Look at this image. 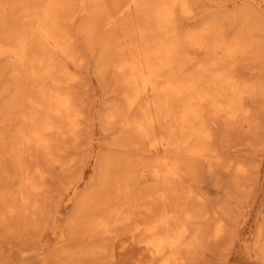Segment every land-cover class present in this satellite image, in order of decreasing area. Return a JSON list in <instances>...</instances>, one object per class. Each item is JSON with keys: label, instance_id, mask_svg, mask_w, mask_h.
Here are the masks:
<instances>
[{"label": "rangeland", "instance_id": "1", "mask_svg": "<svg viewBox=\"0 0 264 264\" xmlns=\"http://www.w3.org/2000/svg\"><path fill=\"white\" fill-rule=\"evenodd\" d=\"M74 1L78 2L79 5L81 1L86 2L87 9L92 10L90 12L91 15H96L97 18L92 19L91 23V20L85 16L83 17L80 12L74 22L69 21L70 17L67 18L69 22L66 21L67 15L70 16L75 13L77 8L79 10V5L75 4ZM74 1L0 0V46L4 45L10 51H17V55L23 54L17 48V41L13 40L19 35L29 38L30 33L35 30L33 26H39L41 19L43 20L40 16L46 6L53 5L56 9L55 11H59L57 12L59 16L56 13L57 17L55 18V21L57 19V23L55 22L57 28L61 27L62 30L65 28L64 30L69 33L70 39L74 41V56L72 58L75 61L72 59L74 62L69 60L68 63L72 72L74 71L73 73L77 74V80L72 88V100L77 104L75 109H78H76L78 127L76 135H67L56 139L52 142V147L49 149L37 148L33 145L30 147L20 145L23 142L22 136L25 137L24 128L26 127V125H22L25 122L20 117L22 112L27 111L28 106H32L31 104L34 103L33 100L28 101L27 98L36 99V95L39 93L38 89L43 92L48 91L50 81L47 78L44 79L41 76H37L42 74L40 70H37L38 66L37 68L35 66L31 67L27 63V67L19 70L16 67V60H14L16 56H12L9 61L0 56L8 64L6 65L4 61H1L2 59L0 60L2 64H0V68L2 67L0 69V132L3 131L0 133V209L7 207L8 202L9 205L12 202L10 206L13 207L21 203L18 201L16 194L19 191V184L22 182L21 178L25 180L24 175L27 177L26 181L30 183H28L29 186L37 187V192L28 190L27 218L14 213L10 215V211H6V214L4 213L9 215L0 224V264H127L131 261L128 256H117L116 260L115 257L111 259L112 240L119 239L117 241L125 242L130 239L133 240L130 241V244H134V241H137L139 237L145 236L142 234V231L145 232V226L152 224L154 218L157 219L158 214L163 211V213L167 211L176 213L173 217L174 220H172L175 222L171 224L175 229L184 226L189 230L190 233L186 235V240H191V248L188 252H185V256L190 262L194 261L196 262L195 264H264V250L259 252L257 250V253L254 252L256 250L255 241L259 235V228L264 222V0H185V2L178 3L174 7L175 13L171 21L168 22L167 27L168 30L171 28L175 30L177 37L184 40L187 47L189 46L188 52H191V55L194 54L192 61L196 59L203 65H207L206 56L215 51V45L228 47L222 59V66L219 65L216 68L217 65H213L216 68V73L218 72L217 74L214 73L216 74L214 82L219 84L221 81L224 83L230 81L231 84L224 92H221L222 90L216 91L214 87H209V85H212L210 83L211 79L205 83L198 82L196 89L201 91L200 94L206 91L208 96H211L204 103V106L212 102V97L217 99L225 98L224 100L227 103L236 88H244L242 103L248 108V119L232 121L221 115L216 116L210 111H203L204 107L201 106V101L196 100L195 120L194 115H192L194 113L187 109L180 111L183 106L182 99L185 93L174 95L173 92L172 94L168 93L170 91H152L150 92V108H152L153 119L150 120L151 123L148 125L147 130L150 137H148L149 139L147 137L144 138L146 142L136 134V130L133 128L132 130L135 133L132 132V134L122 129L118 120V117H122L121 115H123L124 111L127 119L130 116V120H135L137 119L136 117L141 120L142 116L137 112L141 110V103L144 101L143 99L137 101L136 98L132 102L128 101L126 95L128 94L129 86H127L128 88L125 87L128 82L125 80L123 70H116V67L110 64L111 61L113 62L116 59L112 50L115 49L119 40L117 37H112V34L118 32V29L112 28L113 30H111L109 25L104 24L106 20L105 8L102 9L96 0ZM122 1L111 0V3L120 4ZM156 2V0H145V2L144 0H134L130 10L124 13L122 20L125 19L123 20L122 29L125 36L129 38L128 43L132 44L146 38L148 34V31H146L147 27L152 25L151 20H154L152 18L154 10L152 11V9ZM68 4L72 7L70 8ZM61 5L65 7L62 9L64 13L59 9L63 8ZM33 7H35V10L32 9ZM19 9L22 10L20 11ZM24 12H26L25 15H28L27 18H24L27 22L21 18L23 16L26 17ZM22 14L23 16H21ZM31 17H33V20ZM5 19L8 20V25ZM14 19L17 20L15 21ZM12 20L18 24L12 22ZM29 21H35V25ZM13 23L17 26L20 25L22 29L16 27ZM28 30L31 32L29 33ZM24 32L29 34L27 35ZM12 35L15 37L14 39H12ZM133 35L135 37L130 40ZM3 36L5 37L3 38ZM208 37L209 39H207ZM36 43L38 41H27L24 56L30 57L34 52L38 53L39 56L41 55L39 46ZM30 49L32 50L30 51ZM12 58L14 62H10ZM179 58L177 53L174 54L173 65L178 63ZM182 59L186 60L187 56L181 57ZM192 67L194 66L192 65ZM118 72L120 79L116 78L118 76L116 73ZM7 73L11 74L8 75ZM13 73L16 77L13 76ZM122 77L127 83L125 81L122 82ZM15 79L19 81H15ZM9 80L10 83L8 82ZM14 81L17 82V85L19 84V89ZM252 85H257L256 92L250 91V86ZM25 95L28 96L26 97ZM162 95L164 100L161 97ZM196 95H198L197 91ZM23 97L28 101L29 105L26 100L24 101ZM124 97L127 100L123 101ZM9 99L11 100L9 101ZM5 100H8V102H5ZM9 102L14 103L16 106L12 103L13 106L9 105ZM17 105H20L18 111L15 109V107H18ZM135 106L138 110L135 109ZM208 108L210 107L208 106ZM21 109L23 110L21 111ZM118 109L120 110L119 113ZM155 109L156 111H154ZM19 111L21 112L20 114ZM116 112L118 113L117 115ZM109 113H113V116L116 115L115 122L107 120ZM161 113L162 115L165 113L164 119ZM131 114H135V116ZM193 120L196 121V125L200 124L204 131L207 132L205 135H196V142L200 140L206 142L208 147L206 153L209 156L207 160L215 162L213 163L216 164L214 167L213 164L209 167L206 160L191 158L190 153L186 151L187 146L185 145L192 143L186 138L190 136L191 124L188 123ZM181 123H185L182 130H180ZM9 131H11L12 135ZM171 131H173V139H171L172 135H170V139L168 138ZM122 133L127 134L125 136ZM171 140L173 141L171 142ZM139 141L142 144L137 146L136 144ZM10 144L13 145V148ZM147 144L151 146L152 150L149 157H145L148 155L145 153V149L148 147ZM22 147L24 148L22 149ZM163 151L169 158L178 157L179 163L184 168V171L186 170L183 178L179 182L173 183L169 188V193H166L164 197L160 195V191L154 190L155 183L158 180L153 173L151 164L152 158L164 155ZM12 153L15 155L14 157L16 155L19 157V162L23 164L22 167L27 172L23 171L21 165L17 166L18 159L15 158L17 160L14 159L15 162L12 159L13 157H11ZM215 154H218L217 158L210 157ZM104 158L112 160L110 163L115 166L106 172L105 178H102L104 174L101 167L105 164V161L103 163ZM215 159L216 161H214ZM229 160L241 164L245 171L239 175L228 174L223 168L224 164L221 166V163L227 164ZM217 161L221 162L219 167L221 166L222 168H218L219 162ZM219 170H222V172ZM124 174H127L126 176L129 180V182H125L126 185L124 181L128 180H126ZM167 182H163V186L167 187L172 183V181ZM12 190L17 192L13 193ZM83 192H87V194ZM83 195L85 197L81 198ZM195 195L202 197L203 203L201 207H203L201 210L204 212H199V206L194 199ZM7 198L10 199L8 200ZM122 199L125 200L122 202ZM13 200L17 201V203H13ZM127 200L128 202H126ZM80 202L85 205L84 208L86 207V209L91 208V205L103 208L100 210L102 213L98 212L99 214L96 216L92 213L83 214L84 208L76 207L79 206L77 204H80ZM121 202L125 205H121ZM4 204L6 205L4 206ZM113 206H117L118 215L116 211L113 212V219L109 220L107 213L109 207ZM20 207L21 205L19 204L18 208ZM119 207L123 208L120 209ZM74 212L77 213V217H74ZM79 212H82V214ZM200 213L202 215L199 217ZM123 214V218L120 217ZM207 216L208 218L212 217L209 224H206ZM70 217H72L73 222ZM79 217L83 218L79 219ZM220 221L222 224L219 227ZM198 222L201 225L206 224L207 228L204 229L206 234L198 229V225H200ZM109 224H111V227ZM171 225L166 226L172 229ZM216 226L219 227L218 230L220 229L218 237L214 235L212 237L211 233L207 235L209 230L213 233ZM156 230V232L159 231V226ZM105 231H108L110 235L108 232L107 235ZM89 236L91 237L90 239ZM100 236L101 238H99ZM103 238L105 241H103ZM88 239L91 241L89 242ZM99 242H102V244H99ZM87 243L88 245H86ZM91 245L94 246V250ZM135 245L137 244L135 243Z\"/></svg>", "mask_w": 264, "mask_h": 264}, {"label": "bare ground", "instance_id": "2", "mask_svg": "<svg viewBox=\"0 0 264 264\" xmlns=\"http://www.w3.org/2000/svg\"><path fill=\"white\" fill-rule=\"evenodd\" d=\"M67 1H69V0H67ZM70 1L72 2V0H70ZM96 1L98 2L99 5H101V8L102 9L105 8L106 20H105V23L104 24L105 25H109V28H111V30H113L112 28L118 29V32L112 34V37H115V38L117 37V39L119 41H118V44L115 47V49L112 50L114 52V54H115V58L116 59L113 62L111 61L110 64L114 65L116 67V70L117 69L118 70L120 69L121 71L123 70L125 80L128 82V85L126 84L125 87L129 86V91H128V94L126 95L128 101L129 102H132L135 98L137 99V101L140 100V99H143L144 100L143 103H141V110L137 112L138 114L140 113V115L142 116V119L141 120H139L140 118H138V117H136L138 120L137 119H135V120L131 119L130 120V116H129V118H128L129 121H128L127 116L125 115V111L122 113L123 114V115H121L122 117H118V120L121 123L122 129H125L126 132L132 134V132H134L132 130V128H133L134 130H136V134L141 139H144L145 137H147V138L150 137V135L147 133V130H148V125L151 123L150 120L153 119L152 112H151V109L152 108H150L151 107L150 106V104H151L150 103V99H151L150 98V92H152V91H158V92H160V91L161 92H164V91H167L168 92V91H170L168 93H171L172 94V92H173L174 95H176V94H179L180 95V94H184L185 93L183 95L184 97L182 99L183 106L180 109V111L181 110H184V109H187L191 113H194L192 115H194L195 120H196V117H195L196 100L201 101L200 102L201 103V106L204 107L203 108V111H210L211 113L216 114V116L221 115V116H224L226 119H230L232 121H237V120L239 121L240 119H243V120H247L248 119V108L242 103V101H243V99H242L243 98L242 92L245 90L244 88H236L234 90L232 96L227 100V103L224 100L225 98L217 99V98H213L212 97V99H211L212 102L211 103H208V105L204 106V103L207 102L208 101L207 99L209 97H211V96H208V92H206V91L203 94H200L201 91H199V89H196V85H197L198 82H204L205 83V82H208L209 79H211L210 83H212V85H209V87H211V86L214 87L216 91L222 90L221 92H224V90L227 87H229V85L231 84L230 81H226L225 83L221 81L222 83L220 82L219 84L217 82H214L215 75L218 73V72L216 73V68L219 67V65H221V63L223 61L222 59H223L224 54H225V50L228 47L226 46L227 48H225V47H223V45L222 46L221 45H215L216 46L214 48L215 51L212 54L206 56L207 57V60H208V64L207 65H203L200 61H196V59L194 61H192L194 59V54L191 55V52H188L189 46L187 47L186 44H185V41L177 37V33L175 32V30H173L172 28L170 30H168V27H167L168 22L171 21V19L173 17V14L175 13L174 12V7L178 3L185 2V0H156L157 2L155 3V5L153 6V9H152V11L154 10L153 15H152V18H154V20H151L152 21V25H150L149 27H147V30L146 31H148V34H147L146 38L144 40L136 41V42H134L132 44H130V43L127 42L129 38L126 37L125 36V33L123 32V29H122V27H123V20L125 18L123 20H122V18L124 16V13L130 10L131 4L134 3V0H123L120 4H115V3L112 4L111 3V0H96ZM144 2H145V0H144ZM48 3H49V1H48ZM59 3H60V1H59ZM80 3L81 4L79 5L78 2L77 3L75 2V4H78L79 5V6L77 5L79 7V10L77 8L78 11L76 10L77 12L75 11V13H72L70 16L69 15H67V16L65 15L66 16V21H68L67 18L70 17L69 18V21L74 22L78 18V13L81 12L83 14V17L84 16L87 17L88 19L91 20V23H92V19H96L97 16L96 15H94V16L91 15L90 12H92V10L91 9H87L86 2H84V1L82 2L81 1ZM141 3H143V2H141ZM70 4H68L69 7H70ZM75 4H73V6H75ZM55 5H56V3H55ZM57 5H58V3H57ZM61 6L63 7L64 5H61ZM182 6H184V5H182ZM69 7H67V8H69ZM34 8L35 7H33L32 9H34ZM64 8L65 7L59 8V9L62 10ZM70 8H69V10H70ZM26 9H27V7H26ZM55 10L56 9H55V7L53 5L52 6H46V8L44 10H42V13H41V16L40 17L43 18V20L41 19V23H42V21H43V23L42 24L40 23L39 26H37V25L36 26H33L34 29H35L33 32H31L30 30H28L29 33L31 32L29 38H26V36L24 37V36H20L19 35V37H16V39H14L15 37H13V35H12V37H13L12 39H14L13 41H15V40L17 41V48L19 49V51L22 52L23 55H17L16 54L17 51H15V52L14 51H10L6 47H4V45L3 46H0V56L3 57V58H5V59H7V61H9L12 56H16V58L14 57V60H16V63L17 64L16 63H14V64L17 65L16 67L19 70L27 67L26 66L27 63L31 67L35 66L37 68V66H38L39 68H37V70H40V72H42V74L41 75H37V76H41L44 79L47 78V80L50 81L49 82V87L51 89L49 88V90L48 91H45V92L41 91V89H38L39 93H37V95H36L37 97L35 96L36 99H30L31 97L27 98L28 101L33 100L34 103L31 104L32 106H28L27 111L22 112V115L20 117V119L22 118L24 120V121L23 120L22 121L25 122V124L22 123V125H24V126L26 125V127L24 128V131H25V134L24 135H25V137L22 136L23 142L22 143L20 142L21 143L20 145H24L26 147H30V146L33 145L34 147H37V148L49 149L50 147H52V142L55 141L56 139H59L60 137H64V136H67V135H69V136L70 135H76V133L78 132L77 131L78 127H77V123H76V120H77V117H76V109L77 108L75 109V105H77V104H75V102L72 100L73 99V97H72V95H73L72 88L74 87V82L77 80V78H76L77 77L76 76L77 74L75 75L73 73L74 71L72 72V69L70 68V65L68 63L69 60H71V61L74 60L72 58V56H74V51H73L74 50V47H73V42L74 41H73V39H70V37L68 36L69 33H67L64 30L65 29L64 27H63L64 28L63 30L61 29V27H58L57 28V25H56L57 19L55 21V18L57 17L56 15L58 14L57 12H59V11L56 12ZM29 11H31V10H29ZM62 12H63V10H62ZM25 13L26 12H24V15H25ZM60 15H62V14H60ZM21 16H23V14ZM25 16L26 17L23 16L21 18L22 19L27 18L28 15H25ZM58 16H59V14H58ZM2 17H4V16H2ZM13 17H15V16H13ZM31 18L33 20V17H31ZM35 18H34V20H35ZM61 18H59V19H61ZM14 20L16 21L17 19H14ZM29 20H30V18H29ZM249 20H250V18H249ZM7 21L8 20H6V23H7ZM15 21L12 20V22H15ZM23 21H25V19ZM35 21H31V22L29 21V22L32 24V22L34 23ZM22 22H20V23L22 24ZM25 22H27V21H25ZM220 22H222V21L220 20ZM252 22H254V21H252ZM15 23H17V22H15ZM15 23H13V24L16 25ZM36 24H37V22H36ZM7 25H8V23H7ZM14 25H12V26L14 27ZM33 25H35V23ZM12 26H11V28H13ZM59 26H61V25L59 24ZM16 27L19 28L20 25H18V26L16 25ZM209 27H211V26H209ZM15 29H17V28H15ZM84 29H86V28H84ZM86 30H89V29H86ZM24 33H27V32H24ZM29 33H27V35ZM5 34H7V33H5ZM215 36H213V37H215ZM4 37L5 36H3V38ZM134 37L135 36L133 35L130 38V40H132ZM207 39H209V37ZM207 39H205V40L207 41ZM218 39H220V38H218ZM27 41L28 42L29 41H32V42H37L38 41V43H36V44L39 46V50L41 52V55L40 56L36 52H34L33 54H31L30 57L24 56V54H25V51L24 50L26 49ZM31 50L32 49H30V51ZM202 52H203V49H202ZM176 53L180 57L178 59V63L176 64L177 66L176 65H173V57H174V54H176ZM183 56H187V59L186 60H184V59L181 60V57H183ZM3 58H0V60L2 59L1 61H4ZM14 60L12 58V60L10 62H12V61L14 62ZM4 63H5V61H4ZM76 64H78V63L76 62ZM214 64L217 65L216 68L213 66ZM6 65H8V64H6ZM192 65L194 67H192ZM196 65H197V68H196ZM229 66H230V64H229ZM119 72L116 73V74H118L117 77H116V74H115V77L118 78V79H120ZM11 73H7V74L10 75ZM16 73H17V71H16ZM214 73H216V74H214ZM13 76H15V74ZM28 76H29V73H28ZM18 78L20 79L19 76H18ZM16 80L17 79H15V81ZM121 80H122V82L125 81V80H123V77L121 78ZM15 81H14L15 85L18 86L19 84L17 85L16 84L17 82H15ZM17 81H19V80H17ZM126 81H125V83H127ZM8 82L10 83V80ZM210 83H208V84H210ZM46 84H47V82H46ZM256 86L257 85L250 86V91L251 92H256V90H257L256 89ZM17 88L19 89V86ZM15 89H16V87H15ZM24 89H25V87H24ZM259 89H261V88H259ZM51 90H52V92H51ZM124 90H126V89L124 88ZM196 91H197V94L198 95H196ZM19 92H21V91L19 90ZM24 92H26V90H24ZM165 95H167V94H165ZM25 96L27 97L28 95H25ZM157 96L159 97V95H157ZM205 96H207V97H205ZM9 97L11 98V96H9ZM161 97L164 100L163 95ZM23 99H24V97H23ZM127 99L125 98V99H122V100L125 101ZM167 99H169V98L167 97ZM10 100L11 99H9V101ZM25 100L26 99H24V101ZM156 100L158 101V99H156ZM15 101H14V103H16ZM17 101H19V100H17ZM28 101L26 102L27 104H28ZM137 101H135V102H137ZM5 102H8V100H5ZM19 102H21V101H19ZM11 103L12 102H9V105ZM14 103H12V104L14 105ZM17 104H18V102H17ZM7 105H8V103H7ZM20 105H21V103H20ZM24 105H26V104H24ZM14 106H16V105H14ZM19 106L18 107H15V109L17 111L19 109ZM208 106L210 108H208ZM168 107H169V105H168ZM136 108L137 107L135 106V109ZM1 109H2V107H1ZM126 109H127V106H126ZM22 110L23 109H21V111ZM136 110H138V109H136ZM3 111H4V109H3ZM117 111L119 113L120 110L118 109ZM154 111H156V109ZM1 112H2V110H1ZM15 113H16V111H15ZM20 113L21 112L19 111V114ZM118 113L116 112V115ZM164 114L162 115V113H161V115L163 116V119H164ZM116 115L113 116V113H109L108 116H107V120L109 119L110 121H114L115 122ZM133 115L135 116V114H133ZM156 115H157V113H156ZM131 118H133V117H131ZM167 119L170 120L169 118H167ZM167 122H169V121H167ZM167 122H166V124H167ZM188 124H191L190 134H189L190 136H188L186 138L189 139L190 141H192V143H189V144H186L185 145V146H187V148H186L187 150L186 151L188 153H190V155H191L190 157L191 158L194 157L197 160H206L207 163L209 164V167L212 166V164L215 163V162H212V161L207 160V157L209 158V156L206 153L208 151V147H207L206 142L203 141V140H200V141L196 142V135H199V134L200 135H205L207 132L204 131L203 127L200 124L196 125V121H194V120L192 122L188 123ZM184 125H185V123H181L180 130L183 129V126ZM17 127H15V128H17ZM1 132H3V131H1ZM9 132L11 133V131H9ZM172 132L173 131H171V133L169 132L170 134L168 135V138L170 137V135H172V138L171 139H173L174 136H173ZM123 134L124 133H122V135ZM126 134L127 133H125L124 135L126 136ZM130 134H129V136H130ZM11 135H12V133H11ZM20 135H21V133H20ZM3 137H5V136H3ZM68 138H70V137H68ZM122 138H124V137H122ZM130 140H132V138H130ZM8 141H9V139H8ZM172 141L173 140H171V142ZM2 142L5 144L4 141H2ZM139 142L136 144L137 146H138V144H142L141 141H139ZM145 142H146V140H145ZM133 144H134V141H133ZM11 147L13 148V145H11ZM181 147H182V145H181ZM23 148L24 147H22V149ZM163 148H165V147H163ZM6 150H7V148H6ZM151 151H152L151 150V146L148 145V147L145 149V153H147L148 155L145 156V157H149ZM2 152H4V151H2ZM163 154H164V151H163ZM215 155H217V156H215ZM215 155L214 156H210V157H216L217 158L218 157V154H215ZM14 156L15 155L12 153L11 154V157H13L12 158L13 160L15 158H17V159L19 158V157H17V155H16V157H14ZM177 158H173V157L172 158H169V157H167L164 154V155H162L160 157L152 158V160H151V164H152V167H153V173H154V175L156 176V178L158 180L157 181L158 185H157V183H155V189L154 190L155 191H160V195L162 197H164V195H166V193H169V188H170L171 185H173V183H176L177 181L179 182L183 178V175L186 174V172H185L186 170L184 171V168L179 163V161H178ZM20 159L22 160V158H20ZM140 159H141V156H140ZM104 161H105V164L103 165V167H101L102 168V171H103V174H104V175H102V178H105L106 175H107L106 172L115 166L112 163H110V162H112V160H110V159L107 160V158H104L103 159V163H104ZM214 161H216V159ZM18 162H19V159H18ZM18 162L16 163V164H18L17 166L19 167V165H21V168H23L22 167L23 164L20 163V162L18 163ZM217 162H219L218 163V168H222L221 166H222V164H224L223 168L225 169V171L228 174H231V175H239L240 173H243L245 171V168L241 164H239L238 162L237 163L236 162H231L230 160L227 161L228 162L227 164H225L224 162L221 163L220 161H217ZM220 163H221V166L219 167V164ZM185 164L187 165V163H185ZM13 165H15V164H13ZM214 165H216V164H213V167H214ZM243 165H245V164L243 163ZM190 166H191V164H190ZM126 167H127V165H126ZM146 167H148V166H146ZM128 168H130V167H128ZM99 169H100V166H99ZM224 169H222V170H224ZM222 170H219V171L222 172ZM23 171L24 172L26 171L25 168H23ZM212 171H213V169H212ZM217 172H218V170H217ZM124 175H125L124 177L126 178V180H128V177L126 176L127 174H124ZM24 177H25V180H22V178H21V181L22 182L19 181L20 182V184H19V191L18 192L17 191L14 192V190H12L13 193H16L17 192L16 195L18 196V201L21 202V203H19V202L18 203L21 205V207L18 208V205L19 204H17L14 207L13 206H10V205H12V202H11L10 205H9V202H8L7 207H4L3 209H0V224L2 223V221L5 220V217L6 216L8 217V215H9V214L8 215H5L6 214V211L7 212L10 211V215H12V213H14L16 215L18 214V215H20V216H22L24 218H27V216H28V206H26V204H27L28 196H29L28 192L29 191L37 192V189H36L37 187L29 186L30 183L28 181H26L27 180V177L25 175H24ZM122 177H121V180H122ZM130 177H131V175H130ZM29 178H31V177L29 176ZM119 178H118V180H119ZM114 180H115V178H114ZM167 181H172V183L169 186H167L168 188L166 186H163V184H162L163 182L168 183ZM92 182H94V181H92ZM120 182H123V181H120ZM125 182H129V180L128 181H124V184H125ZM184 182H185V180H184ZM186 182H187V180H186ZM166 185H168V184H166ZM130 186H132V185H130ZM177 187H178V185H177ZM117 188H116V190L120 193V191ZM130 189H132V188H130ZM15 190H17V189H15ZM165 190H166V192H165ZM190 190H192V189L190 188ZM127 191H128V189H127ZM188 192H190V191H188ZM8 193H10V192L8 191ZM83 193H85V192H83ZM85 194H87V192ZM197 194H199V193H197ZM12 195H15V194H12ZM122 195H124V194H122ZM10 196H11V194H10ZM112 196H114V194H112ZM127 196H129V195L127 194ZM83 197H85V195H83L81 198H83ZM95 197L97 198V196H95ZM109 197H111V196H109ZM31 198H32V196H31ZM112 199H113V197H112ZM125 199H122L121 201L123 202ZM194 199L196 201V204L199 206V208H198L200 210L199 212H201L202 211L201 209L203 207V206L201 207V204L203 203L202 202V197H199L198 195H195L194 196ZM115 200L118 201L117 199H115ZM163 200H166V199H163ZM122 202L120 203L121 205L124 204ZM126 202H128V200ZM13 203H17V201L16 202L14 201ZM89 203H92V202H89ZM129 203H127V204H129ZM81 204H82V206H81ZM163 204H165V203H163ZM170 204H172V203H170ZM5 205L6 204H4V206ZM77 205H79V206H76V207H81L82 209L85 206L82 202H80V204H77ZM116 207H114V206L113 207H109L108 213H107L106 210H104L108 214L107 217H109L108 218L109 220L113 217V215H114L113 212L116 211ZM81 208H78V209H81ZM121 208H123V207H121ZM124 208H126V207H124ZM162 208L164 209L165 207H162ZM101 209H103V208L93 207L91 205V208H89V209L87 208L86 209V207H85L83 209V214L84 213H88V214L89 213H92V214H94L96 216V215L99 214L98 212H101L100 211ZM166 210H168V209H166ZM211 210H212V208H211ZM80 211H82V210H80ZM155 211H156V209H155ZM123 212L125 213V211H123ZM163 212H160L158 214L159 216H158L157 219L154 218V221H153L152 224H150L149 226H145V232L142 231V234L145 235V236L144 237H139V239L137 241H134V244H130V241H133V240H130V239L126 240L125 242L117 241L119 239H116L114 241L112 240L111 243H113V246H112L111 251H110L111 254H112V255L110 254L111 259H113L115 257V260H116V257L117 256H120V257L128 256V258L129 257L131 258L130 259L131 261L129 263H127V264H195L196 262H194V261L190 262L188 259H186V256H185V252H188L190 250V248H191V240L190 241L189 240H186V235L188 233H190L189 230L186 229V227H184V226L183 227L181 226V228L178 227L177 229H175V227H173V225H171V224H174V222H175V221H172V220H174L173 217L176 215V213L171 212V211H167L165 213H163ZM202 212H204V211H202ZM213 212H216V211H213ZM74 213H75V215L73 214L74 217H77V213L76 212H74ZM116 213L118 215V211H116ZM121 213H122V211H121ZM80 214H82V212ZM201 215L202 214L200 213L199 217ZM123 216H124V214L121 215L120 217L123 218ZM7 217H6V219H7ZM97 217L99 218V216H97ZM71 218L72 217H70V219ZM80 218H83V217H79V219ZM84 219H82V220H84ZM115 219H116V217H115ZM210 219H212V217L211 218H208V216H207V218H206V224H209L210 223V221H211ZM9 220H10V218H9ZM72 220L73 219H71V221ZM200 222H198L200 224V225H198V229L201 230V232L203 233L204 232V229L207 228V227L205 226L206 224L201 225ZM69 224H71V223L69 222ZM157 224H159V225H157ZM219 224L218 225L220 227L221 224H222L221 221H220ZM109 225L111 227V224H109ZM166 225H171L172 229L167 228ZM158 226H159V231L156 232L157 231L156 229H157ZM219 227L216 226L214 228V230H213L214 231L213 233H212V231H210L208 229L209 230V233L207 232V235L210 234V233H211L212 237L219 235L220 234L219 233L220 229L218 230ZM81 229H83V228H81ZM117 229H118V227H117ZM259 229H260L259 230V235L257 237V240L255 241V248H256V250L254 251L255 253H257V250H258V252L264 250V222L262 223V225L260 226ZM104 230H106V229H104ZM84 231H85V229H84ZM105 232L107 234L108 231H105ZM89 234L91 235V233H89ZM101 234H102V228H101ZM112 234H114V233H112ZM147 234H149V235H147ZM204 234H206V232H204ZM109 235H110V233H109ZM102 236H104V235H102ZM108 237L111 238L110 236H108ZM90 238L91 237L89 236V239ZM99 238H101V236ZM89 239H88V241H89ZM210 239H212V238H210ZM92 241H94V240H92ZM103 241H105L104 238H103ZM102 242L101 243L99 242V244H102ZM135 243L137 245H135ZM89 244H91V243H89ZM86 245H88V243ZM95 245H96V243H95ZM82 247H83V245H82ZM92 247H93V250H94V246H92ZM148 252H149V254H148ZM90 255H92V254L90 253ZM94 255H95V253H94ZM263 259H264V256H263Z\"/></svg>", "mask_w": 264, "mask_h": 264}]
</instances>
